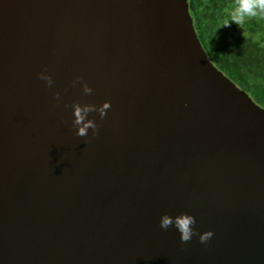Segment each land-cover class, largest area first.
I'll return each instance as SVG.
<instances>
[{"label": "water", "instance_id": "water-1", "mask_svg": "<svg viewBox=\"0 0 264 264\" xmlns=\"http://www.w3.org/2000/svg\"><path fill=\"white\" fill-rule=\"evenodd\" d=\"M181 212L213 236L159 227ZM0 264H264V109L187 0H0Z\"/></svg>", "mask_w": 264, "mask_h": 264}, {"label": "trees", "instance_id": "trees-1", "mask_svg": "<svg viewBox=\"0 0 264 264\" xmlns=\"http://www.w3.org/2000/svg\"><path fill=\"white\" fill-rule=\"evenodd\" d=\"M197 38L212 64L264 109V18L231 24L235 0H187Z\"/></svg>", "mask_w": 264, "mask_h": 264}, {"label": "clouds", "instance_id": "clouds-1", "mask_svg": "<svg viewBox=\"0 0 264 264\" xmlns=\"http://www.w3.org/2000/svg\"><path fill=\"white\" fill-rule=\"evenodd\" d=\"M228 17L229 19H225L224 21V27L229 26L230 22L231 24L242 26L245 21L250 18H264V0H235V3L228 10ZM38 78L45 81L48 87L53 85V80L51 76L47 74V69L42 70L38 74ZM77 83L80 84L85 94H90L93 91L80 76L75 77L73 80L74 85ZM55 95L57 97V103H59L60 94L56 93ZM110 106V101H104L99 106L73 102L71 105L73 116L72 127L75 129V135L84 137L88 134L89 129H91L93 135H95L98 131V124L93 119L88 118V114L95 111L103 118L106 114V110L109 109ZM195 224V217L187 212H181L175 216L163 213L159 218V227L165 230L169 227H174L178 231L182 243L191 240L193 236L197 235L201 243H206L213 236V232L208 230L198 233L194 227Z\"/></svg>", "mask_w": 264, "mask_h": 264}]
</instances>
